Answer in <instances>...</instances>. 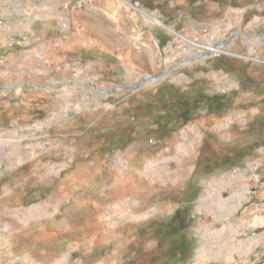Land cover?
I'll use <instances>...</instances> for the list:
<instances>
[{"label":"rangeland","instance_id":"rangeland-1","mask_svg":"<svg viewBox=\"0 0 264 264\" xmlns=\"http://www.w3.org/2000/svg\"><path fill=\"white\" fill-rule=\"evenodd\" d=\"M30 1L0 46V264H161L182 206L171 264H264V0Z\"/></svg>","mask_w":264,"mask_h":264},{"label":"trees","instance_id":"trees-1","mask_svg":"<svg viewBox=\"0 0 264 264\" xmlns=\"http://www.w3.org/2000/svg\"><path fill=\"white\" fill-rule=\"evenodd\" d=\"M173 92L171 96L177 93V88L175 86H173ZM210 100H207L209 101V107L216 106V110H219L220 107L218 106L224 103L226 98L224 96H213L210 97ZM159 122L160 121H158V123ZM191 216L190 207L182 206L178 208L169 219L163 220L159 225H155L157 221H153V227L157 231V236L160 238L161 244L164 245L163 243L168 242V246L163 247L156 257L158 261H162L161 264H171L174 260H183L184 257L188 255L189 250H185L184 247L188 240L186 230L190 226L189 218H191Z\"/></svg>","mask_w":264,"mask_h":264},{"label":"built area","instance_id":"built-area-1","mask_svg":"<svg viewBox=\"0 0 264 264\" xmlns=\"http://www.w3.org/2000/svg\"><path fill=\"white\" fill-rule=\"evenodd\" d=\"M73 2V0H63V3L65 6L68 7ZM86 2V0H81L80 6H82ZM141 13H143L146 17H151V15L143 10L142 8H139ZM23 12L27 13L31 16L32 11H34L32 8H23ZM156 21L160 22L157 18H155ZM62 29H66L68 27V22L63 21L61 23ZM24 34H12L9 29L6 28V16H5V7L3 5V0H0V46H6V47H23L29 44L28 39L25 37ZM210 49L209 47H206ZM253 175L256 176V174L259 175V167L256 166L252 169ZM259 181L257 182V187L253 188L250 192V198L254 199V203L258 206L264 209V198H260L259 194L261 190H264V175H259Z\"/></svg>","mask_w":264,"mask_h":264},{"label":"crops","instance_id":"crops-1","mask_svg":"<svg viewBox=\"0 0 264 264\" xmlns=\"http://www.w3.org/2000/svg\"><path fill=\"white\" fill-rule=\"evenodd\" d=\"M6 7H5V16L7 20V29L10 27V29L18 30L23 34L26 32V29L31 28L30 24V15L23 12V8H30L31 7V1L30 0H7L6 1ZM29 6V7H28ZM10 31V30H9Z\"/></svg>","mask_w":264,"mask_h":264},{"label":"water","instance_id":"water-1","mask_svg":"<svg viewBox=\"0 0 264 264\" xmlns=\"http://www.w3.org/2000/svg\"><path fill=\"white\" fill-rule=\"evenodd\" d=\"M263 38H264V37H263ZM227 40H228V37H225V38H223V39L217 41V42L214 44V46L220 48V47H221V46H222ZM213 54H214L213 51L210 50V49H208L207 51H204V52H203V54L201 55V57H211ZM170 69H171V68H168V69L164 70L163 72H161V73H159V74H157V75H154V76H145V77L143 78V81H145V80L154 81L158 76L168 73V72L170 71ZM74 83L78 84L77 82H74ZM79 84H84V83H79ZM34 86H36V85H34ZM36 87H37V86H36ZM42 87H43V86H42ZM124 88H133V87H114V88H110V89H102V88L97 87V89H98L101 93H103V94H109V93H112V92L115 91V90L124 89Z\"/></svg>","mask_w":264,"mask_h":264},{"label":"bare ground","instance_id":"bare-ground-1","mask_svg":"<svg viewBox=\"0 0 264 264\" xmlns=\"http://www.w3.org/2000/svg\"><path fill=\"white\" fill-rule=\"evenodd\" d=\"M210 50H212L213 53H215V52H221L220 48L215 47L214 45L213 46H210Z\"/></svg>","mask_w":264,"mask_h":264}]
</instances>
